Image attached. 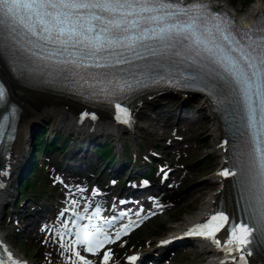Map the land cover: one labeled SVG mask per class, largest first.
<instances>
[{
  "label": "snow or ice",
  "instance_id": "snow-or-ice-1",
  "mask_svg": "<svg viewBox=\"0 0 264 264\" xmlns=\"http://www.w3.org/2000/svg\"><path fill=\"white\" fill-rule=\"evenodd\" d=\"M203 8L199 4H174L171 0H0V31L7 30L14 39L27 40L31 46L25 50L33 59L65 70L68 65L77 70L130 64L132 57L144 59V52L155 56L178 42L188 45L194 63L207 60L222 68L241 96L251 134L250 146L244 154L246 159L237 169L250 219L231 221L229 247L225 250L241 253L236 264H248L246 257L252 255L249 246L264 245V23L258 21V26L241 39L233 35L223 19L216 20ZM180 79L189 78L181 74ZM139 83L136 81V85ZM136 85L124 78L105 76L89 87L93 95L105 98L124 113L121 122L128 123L131 114L118 98ZM6 94L4 85L0 84V102ZM88 116L97 119L94 113H83V117ZM3 119L7 120V116ZM237 171L225 170L220 175L236 176ZM94 215H100L99 208ZM229 221V214L220 211L188 234L201 235L219 246L221 242L215 232ZM91 227L97 236L104 235L103 241L97 240L96 247L111 241L102 228ZM89 235L86 230L77 231L75 243L86 242L87 251L95 254L92 241L96 237L88 239ZM74 255L84 260L80 252ZM110 257V252L104 253L103 264H108ZM129 259L135 261L136 257Z\"/></svg>",
  "mask_w": 264,
  "mask_h": 264
},
{
  "label": "rangeland",
  "instance_id": "rangeland-1",
  "mask_svg": "<svg viewBox=\"0 0 264 264\" xmlns=\"http://www.w3.org/2000/svg\"><path fill=\"white\" fill-rule=\"evenodd\" d=\"M212 1L224 3L234 12L243 13L247 8L245 0ZM256 1L263 2L264 0ZM182 102L188 104V107L176 112L172 109L176 108V104H180V97H158L154 106L147 105L146 108L144 107L145 109L137 113L136 120L139 128L135 130V137L126 134L125 139H122V143H120L128 145L127 156L131 155L128 158L129 161L134 158L133 153H137L139 162L142 163L141 169H143V166L147 168L149 164L157 167L154 173L150 174L155 178H159L163 185L159 191L154 192L166 194L163 198L168 207L163 211L155 212L156 215L143 224L131 237L109 248L112 255V264H117L118 261L121 262L124 256L129 253L152 245V242L156 243V239L160 240L171 235L176 230L174 228L168 229L166 226L169 224L174 225L186 214L197 210L199 204L207 197V193L216 191L219 186L216 182L209 180V177L221 167V156H215L211 152L212 146L209 141L208 128L212 121L209 118V112L201 107L204 102L198 97L186 98ZM39 125L51 128V122L48 120L42 121ZM155 132H158V134L155 135ZM66 133L68 132L59 131V134ZM29 142H31V135ZM118 145H116L117 151L119 150ZM57 159L54 154H50L49 157L44 154V149L42 150L37 176L35 178L32 176V179H30L32 186L28 191L25 188L21 190L20 184L22 181L18 178L19 174L13 177L10 189L14 194L15 192L17 194L19 190L24 193V199L21 200L19 207L26 199L29 203L28 211H35L34 207L36 205L31 207L30 204L36 202L34 193L40 190L37 187V181L39 180L49 186L52 191L62 188V183L72 179H77L87 187H93L96 184L97 180L93 178L89 180L82 178L83 180H81L75 174L66 176L67 172L64 168H56L57 163L55 166H51L50 162ZM101 168L97 170L101 171ZM126 169L122 175L123 177L112 182L114 184L113 188L104 193L103 200L105 199L106 203H112L117 198L119 189L116 185L120 182L123 185L128 180L125 176L127 174ZM24 173L25 171L22 174ZM13 186H15L14 189ZM182 197L186 199L184 200ZM15 198L16 196L11 197L12 204L3 205L1 208L3 232L8 235L9 245L34 264H70L73 255L72 246L61 239L54 240V237H48L49 230L45 231L40 227L33 231L25 229L27 225H22L21 214L12 213ZM40 198L38 201L41 202L40 209L42 210H45L44 205L48 204L49 209L54 210L58 202L61 203L63 200L59 196L54 197L53 193L40 196ZM52 212H46L45 216H51ZM26 234L30 235L24 237ZM173 256L171 255V257ZM175 260L176 262L170 264H206L207 258L201 254L199 248H194L191 252L186 250L180 252L175 256ZM164 262L167 264L168 261Z\"/></svg>",
  "mask_w": 264,
  "mask_h": 264
},
{
  "label": "bare ground",
  "instance_id": "bare-ground-1",
  "mask_svg": "<svg viewBox=\"0 0 264 264\" xmlns=\"http://www.w3.org/2000/svg\"><path fill=\"white\" fill-rule=\"evenodd\" d=\"M209 2L231 15L235 23L240 24L241 26L252 24L255 19L264 12V1L251 2L241 16H238L234 10L230 9L224 3L216 1ZM0 75L7 87V98L12 100L17 107L14 122V135L7 144L5 155L2 156L3 158H0V185H2L0 186V245L4 248L8 257L9 253L12 254L11 260L18 262L19 264H34L5 242L8 235L2 232L3 227L1 222V208L3 205L8 204L11 201L9 199L14 195L10 189V183L16 173L20 170L19 168L22 164L21 160L27 150V142L30 135L29 131L32 125L48 120L51 122V126L54 129H64L67 132L73 131L84 136L88 134L94 135L93 133L96 135H110L116 142L119 141V143H122L121 141L122 139H125L126 134L135 137V130L139 128V124L136 121L137 113H139L140 110L145 109L147 105L154 106L157 101L154 96L145 97L144 95H139L129 105L128 109L131 114L129 122L124 124H114L110 120V110L85 104L62 93L15 81L9 75L7 63L1 55ZM176 105V108H173L172 110L178 112L183 105ZM201 107L208 110L209 118L212 121L208 128L209 141L212 146L211 152L215 156H221V164H223H220L221 167L209 177L210 181L219 184L217 190L207 193V197L203 199L197 210L193 213L186 214L181 220L174 223V225L169 224L166 226L168 229L174 228V230L179 231L177 234L182 232V235L185 234L187 228H191L198 222L207 221L214 213L216 207L222 208L223 211L229 214L230 218H233L235 212L238 210L237 187L234 181V176L229 175L225 177L220 175V173L225 170L232 172L227 160L230 149L226 142V135L221 119L208 102L205 101L201 104ZM85 112L90 114L94 113L97 119L92 120L90 116L83 117V113ZM88 127L93 131H90ZM157 134L158 132H155V135ZM121 147L122 145L119 147L118 152L115 151V154L117 157L125 160L126 153ZM137 159L139 160L138 157L133 158L132 163L137 161ZM183 198L184 200L186 199L185 197H182V199ZM15 210L16 211L12 210V213H21V207H18V209L15 208ZM23 217H25V215H23L22 218ZM26 219L27 217L22 220L23 225L27 222ZM166 238L167 237L160 240L156 239L155 242L157 243L155 246L159 243L165 242ZM216 239L220 240L222 243L224 241L223 233L218 234ZM202 242L203 250L201 251V254L205 255L207 260L215 258L219 246H217L211 239L202 238ZM164 244L165 243H163L161 247H164ZM249 247L252 249V255L246 257L248 264H264V245H251ZM151 249L152 247L147 250ZM184 250L191 252L193 249L186 248ZM184 250H181L180 252H183ZM140 254H142V252ZM240 254L241 253H239V255ZM95 259L96 258L92 257L93 262ZM75 260L78 261V264H84V261H88L85 257L84 260H80L76 256ZM235 263L236 261L232 260L227 264Z\"/></svg>",
  "mask_w": 264,
  "mask_h": 264
},
{
  "label": "trees",
  "instance_id": "trees-1",
  "mask_svg": "<svg viewBox=\"0 0 264 264\" xmlns=\"http://www.w3.org/2000/svg\"><path fill=\"white\" fill-rule=\"evenodd\" d=\"M251 1H253V0H245L246 5H247L248 3H250ZM38 146H39V145H38Z\"/></svg>",
  "mask_w": 264,
  "mask_h": 264
}]
</instances>
